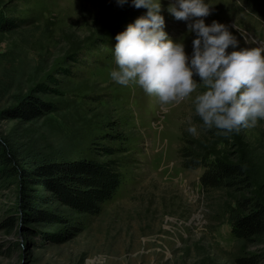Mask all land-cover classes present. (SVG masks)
<instances>
[{
	"label": "rangeland",
	"instance_id": "374dc122",
	"mask_svg": "<svg viewBox=\"0 0 264 264\" xmlns=\"http://www.w3.org/2000/svg\"><path fill=\"white\" fill-rule=\"evenodd\" d=\"M210 2L220 14L206 23L235 19L246 29L233 31L242 44L264 42V0ZM161 3L165 30L173 39L184 35L191 51L186 22L167 12L169 0ZM240 4L258 17L238 20L240 11L231 8ZM146 11L116 0H0V264H85L98 253L107 264H264V233L238 238L230 216L242 196L264 202V121L208 136L191 98L163 111L138 85L110 78L115 35ZM31 96L53 109L23 117L17 107ZM189 116L197 136L186 131ZM116 131L125 138H104ZM190 141L209 160L245 162L252 187L203 188L204 168L182 164ZM96 143L122 151L114 156L122 183L100 213L76 214L51 197H36L44 188L29 175L30 161L105 160L92 150ZM26 199L54 217H35Z\"/></svg>",
	"mask_w": 264,
	"mask_h": 264
},
{
	"label": "clouds",
	"instance_id": "9594fccd",
	"mask_svg": "<svg viewBox=\"0 0 264 264\" xmlns=\"http://www.w3.org/2000/svg\"><path fill=\"white\" fill-rule=\"evenodd\" d=\"M116 3L147 11L115 35L112 81L138 85L157 98L163 111L191 98L200 127L216 129L224 136L264 121V42L242 44L231 30L234 24L216 19L206 23L205 17L211 14L208 0H169L167 12L185 21L186 33L193 36L187 51L184 35L173 39L165 30L161 0ZM186 131L199 135L191 116ZM107 262L104 253L85 260V264Z\"/></svg>",
	"mask_w": 264,
	"mask_h": 264
},
{
	"label": "trees",
	"instance_id": "16d2710c",
	"mask_svg": "<svg viewBox=\"0 0 264 264\" xmlns=\"http://www.w3.org/2000/svg\"><path fill=\"white\" fill-rule=\"evenodd\" d=\"M28 97L17 107L18 111L21 110L19 114L25 118H34L53 109L48 102H43L34 96H31L32 100ZM194 119L201 123L199 117L194 115ZM201 130L208 136L219 133L216 129L201 128ZM104 138L113 141L125 137L116 131L115 134L107 133ZM92 150L101 156H106V159L89 157L54 160L45 157L30 161L32 168L29 175L34 184L44 188L42 193L36 192V197L40 201L45 197H51L76 214L100 213L103 203L115 194L122 183L121 161L114 157L122 151L119 147L100 143H96ZM181 155L184 167L204 168L200 177L203 188L243 192L252 187L253 179L249 167L241 160L229 161L224 158L209 160L191 141L182 148ZM23 205L37 218L50 220L54 217L52 214L47 216L43 210H38L29 199H26ZM230 216L232 231L236 237L250 240L264 233V202L259 197L253 195L240 197L236 201V206L232 208Z\"/></svg>",
	"mask_w": 264,
	"mask_h": 264
},
{
	"label": "bare ground",
	"instance_id": "6f19581e",
	"mask_svg": "<svg viewBox=\"0 0 264 264\" xmlns=\"http://www.w3.org/2000/svg\"><path fill=\"white\" fill-rule=\"evenodd\" d=\"M162 171V170H161ZM172 177V176H171ZM177 181V180H176Z\"/></svg>",
	"mask_w": 264,
	"mask_h": 264
}]
</instances>
